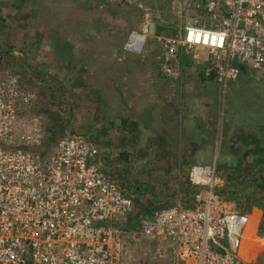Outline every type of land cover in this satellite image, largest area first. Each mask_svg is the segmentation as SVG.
Here are the masks:
<instances>
[{
  "label": "rangeland",
  "instance_id": "374dc122",
  "mask_svg": "<svg viewBox=\"0 0 264 264\" xmlns=\"http://www.w3.org/2000/svg\"><path fill=\"white\" fill-rule=\"evenodd\" d=\"M188 1L0 0V73L20 77L30 101L19 119L22 125L40 120L44 141L50 138L45 156L64 137L93 144L98 167L139 218L142 209L153 214L189 202V169L215 163L217 189L235 192L233 204L251 220L259 215L242 255L249 264H264V183L261 190L253 178L258 170L264 174V160L254 152L244 157L256 139L264 140V68L249 73L240 66L248 74L223 92L199 76L197 65L215 71L213 59L178 52L190 62L179 61L175 75L166 77L156 37L181 38L186 17L211 29L220 21L224 0ZM215 1L220 8L213 13ZM131 32L146 36L140 54L123 50ZM246 104L257 111L253 122L244 121L251 109ZM134 115L157 124L141 133ZM13 145H24L22 133ZM147 177L150 182H141ZM133 231L141 239H128L129 261L151 264L164 255L160 239Z\"/></svg>",
  "mask_w": 264,
  "mask_h": 264
},
{
  "label": "built area",
  "instance_id": "2783aa9c",
  "mask_svg": "<svg viewBox=\"0 0 264 264\" xmlns=\"http://www.w3.org/2000/svg\"><path fill=\"white\" fill-rule=\"evenodd\" d=\"M217 6L209 4V11ZM217 13L214 29L186 17L181 38L156 37L166 77L177 72L178 52L213 59L222 88L239 77L234 64L264 68V0H224ZM145 40L131 32L123 50L140 54ZM29 101L18 76L0 73V264H147L128 260V239L141 238L113 224L130 217L133 204L98 167L93 144L64 137L46 156L13 145L19 133L24 148L44 140L39 119L20 122ZM187 181L189 206L158 210L140 226L139 232L161 240L164 255L151 264H249L242 252L251 247L252 220L217 189L215 163L192 166Z\"/></svg>",
  "mask_w": 264,
  "mask_h": 264
},
{
  "label": "trees",
  "instance_id": "16d2710c",
  "mask_svg": "<svg viewBox=\"0 0 264 264\" xmlns=\"http://www.w3.org/2000/svg\"><path fill=\"white\" fill-rule=\"evenodd\" d=\"M180 62H182V64H184V65H188L189 64V60L186 58V56H184V55H180ZM234 66L239 70V71H241L242 69V67H240L238 64H234ZM197 69L200 71L199 72V76H201V79L203 80V81H207L208 83L209 82H212V83H214V84H216V85H218V82H216L215 81V72L216 71H213V69L212 68H210L209 66H206V65H203V66H199V65H197ZM208 69H211L212 70V72L210 73V75L209 76H207L206 77V71L208 70ZM23 70H25V68L23 69ZM205 78H207V79H205ZM246 106H248L247 104H246ZM252 107V105H249L248 107H247V109H249V108H251ZM257 111L256 110H252V108L251 109H249V111H248V113H246L247 115H248V117L244 120V121H246V120H248V121H251V122H253L252 121V117H251V115H253V117H255V113H256ZM242 119H241V122L243 123L244 122ZM242 125V124H241ZM240 128H242V126L240 127ZM248 128H245V130L244 131H242V132H245L246 130H247ZM246 134V133H245ZM239 138H240V136H239ZM258 138V137H257ZM259 139H261V138H259ZM50 138L47 136V139L44 141L43 140V142H42V144L40 145V146H38V147H30V148H24V147H20V149H23V150H25V151H30V152H33V153H38V154H40L41 156H45V152H47L48 150H49V147H50ZM255 144H257V147H254L252 150H250V151H248L247 153H245V155H244V157L246 156V155H248V153H252V152H254V153H257L258 154V156H260V157H263L262 158V160H264V147L262 148V145L264 146V140H258V139H256L255 140ZM116 160V159H115ZM115 162H119V160H116ZM253 178H256L255 180H254V183H256V186L257 187H261V190L263 189V183H264V174L263 173H261V170H258L255 174H254V176H253ZM188 182V181H187ZM189 189H190V191H191V188L190 187H188ZM221 193H222V195L223 196H225L226 198H228L231 202L232 201H234V200H236L235 198H237L238 196L236 195V193L235 192H229L228 190H223L222 189V191H221ZM250 196V195H249ZM189 203H190V201L189 202H187V203H185L184 205H188L189 206ZM242 210V209H241ZM142 211H143V216H140V218H139V216H138V214L137 215H135V216H130V217H128V218H126L125 219V221H124V223H114L113 224V226L115 227V228H117L118 230H138L139 229V227H140V224H142L143 222H152V214H150L149 213V210L147 209V210H145V209H142ZM242 211H244V210H242ZM252 217V216H251ZM257 217V219H256V221L258 222V217H259V215L257 214L255 217H254V219ZM256 221H253L252 220V222L254 223V226L257 224L256 223ZM264 230V229H263ZM260 231H262V227H260ZM254 232V230H252V233Z\"/></svg>",
  "mask_w": 264,
  "mask_h": 264
},
{
  "label": "crops",
  "instance_id": "0c3cea01",
  "mask_svg": "<svg viewBox=\"0 0 264 264\" xmlns=\"http://www.w3.org/2000/svg\"><path fill=\"white\" fill-rule=\"evenodd\" d=\"M249 73H251L252 71H248ZM248 72H245V71H242L241 72V74H242V76H245L244 75V73L245 74H248ZM253 73V72H252ZM251 75V74H250ZM139 99V98H138ZM155 107V106H154ZM153 111H154V109H153ZM134 116H136L137 117V119L135 120L136 122H141V121H139L140 119H141V116H140V118L138 117V115H134ZM133 119V118H132ZM133 124H135V122H132ZM147 123V122H146ZM145 122L143 123V121L141 122V125H138V129H140V131H141V133H144V132H149L148 130H150L151 129V127H150V125L149 124H151V125H155V124H157V122L154 120V119H152V122L151 123H147L146 124ZM131 124V123H130ZM146 125H149V126H146ZM113 128H114V126H113ZM157 128H159V125H158V127ZM137 130V129H136ZM145 176V175H144ZM146 180H147V182H146ZM151 180L149 179V177H147V178H143V180L141 181V182H143V183H145V184H147L148 182H150ZM150 214H152V213H150Z\"/></svg>",
  "mask_w": 264,
  "mask_h": 264
},
{
  "label": "flooded vegetation",
  "instance_id": "af4514ba",
  "mask_svg": "<svg viewBox=\"0 0 264 264\" xmlns=\"http://www.w3.org/2000/svg\"><path fill=\"white\" fill-rule=\"evenodd\" d=\"M230 83H231V82H230ZM233 83H234V82H233ZM228 84H229V83H227V84L225 85L224 88H219V89L222 90L223 92H225V90L227 89ZM223 97H224V96H223ZM137 214H138L137 212H135V213L133 212V213H132L133 216H135V215H137ZM132 215H131V216H132ZM143 223H144V222H143ZM143 223H142V224H143ZM142 224H140V226H141ZM139 228H140V227H139Z\"/></svg>",
  "mask_w": 264,
  "mask_h": 264
},
{
  "label": "clouds",
  "instance_id": "9594fccd",
  "mask_svg": "<svg viewBox=\"0 0 264 264\" xmlns=\"http://www.w3.org/2000/svg\"><path fill=\"white\" fill-rule=\"evenodd\" d=\"M253 72V71H252ZM240 73L241 72H239V76H240ZM239 78V77H238ZM238 78L235 80V81H233V82H236L237 80H238ZM205 79H207V78H205ZM19 80H20V77H19ZM215 81L217 82V80H216V78H215ZM154 214V213H153ZM153 214H152V216H153ZM124 231H126V233H129V232H131L132 233V231L133 230H124ZM134 232V231H133ZM136 232V231H135Z\"/></svg>",
  "mask_w": 264,
  "mask_h": 264
},
{
  "label": "water",
  "instance_id": "95a60500",
  "mask_svg": "<svg viewBox=\"0 0 264 264\" xmlns=\"http://www.w3.org/2000/svg\"><path fill=\"white\" fill-rule=\"evenodd\" d=\"M146 28V26H145ZM150 34H154V26L153 25H150Z\"/></svg>",
  "mask_w": 264,
  "mask_h": 264
},
{
  "label": "bare ground",
  "instance_id": "6f19581e",
  "mask_svg": "<svg viewBox=\"0 0 264 264\" xmlns=\"http://www.w3.org/2000/svg\"><path fill=\"white\" fill-rule=\"evenodd\" d=\"M206 37V36H205ZM206 41V39H204Z\"/></svg>",
  "mask_w": 264,
  "mask_h": 264
}]
</instances>
